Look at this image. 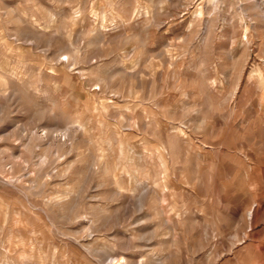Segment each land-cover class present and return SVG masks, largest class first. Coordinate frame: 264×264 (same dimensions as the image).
I'll list each match as a JSON object with an SVG mask.
<instances>
[{"label": "rangeland", "instance_id": "1", "mask_svg": "<svg viewBox=\"0 0 264 264\" xmlns=\"http://www.w3.org/2000/svg\"><path fill=\"white\" fill-rule=\"evenodd\" d=\"M0 264H264V0H0Z\"/></svg>", "mask_w": 264, "mask_h": 264}, {"label": "bare ground", "instance_id": "2", "mask_svg": "<svg viewBox=\"0 0 264 264\" xmlns=\"http://www.w3.org/2000/svg\"><path fill=\"white\" fill-rule=\"evenodd\" d=\"M216 6V5H215ZM68 57V56H67ZM251 211V210H250ZM250 216H252V211L250 212Z\"/></svg>", "mask_w": 264, "mask_h": 264}]
</instances>
